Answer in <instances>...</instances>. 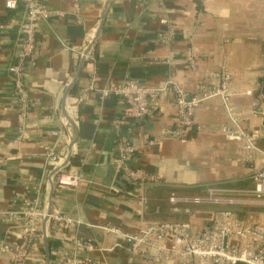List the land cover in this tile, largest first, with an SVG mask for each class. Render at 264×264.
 Masks as SVG:
<instances>
[{"label":"crops","instance_id":"1","mask_svg":"<svg viewBox=\"0 0 264 264\" xmlns=\"http://www.w3.org/2000/svg\"><path fill=\"white\" fill-rule=\"evenodd\" d=\"M6 1L0 0V158H8L0 166V244L17 241L21 231L4 213L15 210L24 200L48 210L54 184L46 154L62 147L67 157L70 154V144L65 145L63 137L47 136L48 130L65 133L70 129L72 138L78 134L72 159L76 157L79 165L71 166V159L65 168L72 174L82 170L87 179L78 189L54 187L52 211L67 216L73 228L62 232L61 240L42 241L26 264H62V254L73 258L78 253L79 240L97 245L91 254L92 264H168L166 260L146 263L128 248H117L121 239L104 228L134 233L145 221H192L202 226L207 215L234 207L173 204L170 199L207 198L208 192L199 193L207 187V191L253 188L256 172L264 169V113H253V102L263 96L264 0H208L206 4L199 0H43L61 16L40 26L39 59L30 64L25 76L33 98L40 103L29 112L20 144L14 142L20 118L8 67L25 10L22 5L9 9ZM162 18L177 30L170 48L158 41V34L168 29L160 23ZM102 19V30L92 48L97 58L86 62L68 102L65 94L83 57L80 48L91 44ZM171 51L172 65L155 62L166 61ZM193 56L198 62L194 71L186 65ZM224 65L237 75L232 85L236 93L233 104L241 128L256 138L254 161L249 164L242 161L245 154L239 145L219 132L220 127L231 125L220 99L197 110L196 122L202 129L195 128L188 142L168 139L148 148L149 140L175 124L172 97L152 118L140 122L125 115L117 98L86 92L92 74H97L101 87L126 77L154 86L173 76L193 93L205 72L219 71ZM250 89L255 90L254 96H245ZM77 97H81L79 103L75 102ZM69 104L74 106L72 111ZM67 114L75 125L68 126ZM124 141L140 148L130 164L160 178L159 184L146 188L144 204L134 196L129 182L116 174L117 149ZM112 186L118 192H113ZM236 196L230 192L217 195ZM44 226L46 232L47 224ZM0 264H11V256L0 255Z\"/></svg>","mask_w":264,"mask_h":264},{"label":"built area","instance_id":"2","mask_svg":"<svg viewBox=\"0 0 264 264\" xmlns=\"http://www.w3.org/2000/svg\"><path fill=\"white\" fill-rule=\"evenodd\" d=\"M199 2L206 4L208 0H199ZM19 5L24 7L25 15L13 60L8 67L13 96L19 109L20 118L17 136L14 139L16 144H20L25 137L26 122L31 108L40 103L39 99L33 98V91L25 80L30 64H34L39 59L40 26L55 16H61L59 12L49 9L43 0L6 1V7L9 9H15ZM160 23L168 26V29L158 34V41L170 48L177 36V30L167 18L160 19ZM87 47V44H83L80 48L82 56H84L83 52L88 49ZM87 61L95 62L92 49L87 56ZM155 62L172 65L174 53L171 51L170 56L164 62L159 60H155ZM186 62L189 70L197 69L198 62L195 56ZM236 76L224 65L219 71L205 72L201 81L196 84L193 93H189L173 76L162 84L154 86L144 85L131 77H126L118 82L108 81L105 86L101 87L99 86L102 83L101 78L97 74H92L86 92H97L102 98H117L125 109V115L140 122L152 118L160 111L162 103L172 97L175 124L168 129H163L159 136L149 140L146 145L148 148L161 145L168 139L182 143L188 142L191 130L202 129L196 122L197 110L213 100L220 99L231 125L220 127L219 132L228 140L239 145L245 154L242 161L249 164L254 161L256 138L254 134L241 128L239 116L233 104L236 93L233 91L232 85ZM254 93V89L244 92L248 97H253ZM262 100L263 102L260 100L253 102V113L256 115L264 113V95ZM80 101L81 97L75 99L76 103ZM69 108L72 111L74 106L71 104ZM46 135L55 138L63 137L64 144L67 146L72 138L70 129H67L65 133L63 130H48ZM117 152L118 158L115 160L117 176L119 175L129 182L133 188L134 196L140 200L141 204H144L146 188L158 183L160 178L130 164L131 159L139 155L140 148L124 141L119 144ZM46 157L50 165L48 173L51 174L55 188L78 189L87 180L82 170L72 174L63 167L67 159L65 148L49 150ZM7 161L8 158H0V166L6 164ZM255 176V184L250 190L225 191L213 188L208 190L207 198L173 197L170 202L173 204L211 203L230 206H245L250 203L264 205V169L257 171ZM111 190L118 192L114 186L111 187ZM226 192L239 196L253 195L257 199L240 201L233 198L219 199L217 197V195ZM3 215L15 220V224H19L21 228L17 241L0 244V255L11 256V264H26L32 259L35 250L42 241L44 242L46 238L61 240L62 232H70L73 228V223L67 216L57 211H52L48 215L47 208H41L29 200H24L18 208ZM45 219H47L46 232L42 229ZM104 230L121 239L117 248H128L133 253L139 254L146 263L166 260L168 264H264V218L257 223H248L239 218L234 209L218 211L213 224L209 226H197L192 221H145L134 233H126L110 227L104 228ZM78 243V253L73 258L63 256V254L60 256L59 260L62 264L93 263L91 254L95 252L97 245L81 240Z\"/></svg>","mask_w":264,"mask_h":264},{"label":"water","instance_id":"3","mask_svg":"<svg viewBox=\"0 0 264 264\" xmlns=\"http://www.w3.org/2000/svg\"><path fill=\"white\" fill-rule=\"evenodd\" d=\"M103 22H104V19H102V22H101L100 26L97 29V33L94 36V39L92 40L91 44L88 46V49L86 50V52L84 53V56L81 59L79 70H78V73H77L73 83L67 89V92L65 94V100L68 101V102L70 101V92L77 85V81H78V79L80 77V74H81V72L83 70V67L85 66V64L87 62V56H88L89 52L91 51V49L93 48V46L95 45V42H96L97 38L99 37V34H100V32L102 30V27H103ZM261 93H262V95H264V83H263V86H262ZM69 105L71 106V104H69ZM66 120H67V123H68L69 127L75 125V123L71 120V118L68 116V114L66 116ZM77 143H78V134H77V137L71 138V140H70V154L68 155L63 167H67V166L70 165V162H71V159H72V149H73V147H75L77 145ZM54 190H55V188L52 186L50 199H49V206H48V210H47L48 215L52 212V201H53V196H54ZM46 223H47V219H45V221L43 223V226ZM43 230L45 232V228ZM45 241H46V239H45ZM46 256H47V261L49 262L50 261V253H49V251H47Z\"/></svg>","mask_w":264,"mask_h":264},{"label":"rangeland","instance_id":"4","mask_svg":"<svg viewBox=\"0 0 264 264\" xmlns=\"http://www.w3.org/2000/svg\"><path fill=\"white\" fill-rule=\"evenodd\" d=\"M219 199H230V198H224V197H218ZM234 200H244V201H254L255 198L253 195L250 196H239L233 198ZM234 211L237 213L239 211L241 212L242 217H244L245 221L248 223H257L260 222L264 218V205H256L253 203H250L245 206H236L234 205ZM239 215V214H238Z\"/></svg>","mask_w":264,"mask_h":264},{"label":"trees","instance_id":"5","mask_svg":"<svg viewBox=\"0 0 264 264\" xmlns=\"http://www.w3.org/2000/svg\"><path fill=\"white\" fill-rule=\"evenodd\" d=\"M94 57L97 58V54H96V52H95V54H94ZM75 91H76V88L73 90V92H72V94H71V97L74 95V92H75ZM262 97H263V96H259V98H258L261 102H263ZM192 131H194V129L191 130V132H192ZM191 132H190V133H191ZM190 133H189V134H190ZM77 161H78V159H77L76 157H74V158L72 159L71 166H75V165L77 166V165H79V162H77ZM159 182H160V181H159ZM159 182L156 183V184H159ZM156 184H155V185H156ZM239 185L243 187V184H239ZM208 188H209V187H207V188H205V189H203V190H199V193H203V192H206V193H207V192H208V191H207ZM241 212H242V211L237 212V216H238L239 218L245 220L244 217H242ZM216 214H217V213H216ZM216 214H215V212H214L213 215H212V214L207 215L206 217H208V219H207V218L205 219V217H204V220H203V224H202V226H209V225L213 224ZM238 214H239V215H238ZM198 223H199V222H198ZM199 224H200V223H199ZM125 247H127V246H125Z\"/></svg>","mask_w":264,"mask_h":264}]
</instances>
